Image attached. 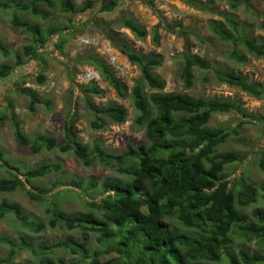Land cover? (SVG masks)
I'll return each mask as SVG.
<instances>
[{
  "label": "trees",
  "instance_id": "16d2710c",
  "mask_svg": "<svg viewBox=\"0 0 264 264\" xmlns=\"http://www.w3.org/2000/svg\"><path fill=\"white\" fill-rule=\"evenodd\" d=\"M103 1L99 8L101 13L113 12L118 5L117 0ZM185 1L195 9H205L201 1ZM243 1L248 4L250 0ZM53 2L57 3L60 12L70 15L93 7V3L87 2L78 10L72 0H31L15 7L19 11L41 15L38 4L51 8ZM147 3L158 19V28L174 32L173 28H167L151 0ZM227 3L233 9L239 7L237 0H227ZM0 6L8 7L6 4ZM222 18V22H210V30L220 43L233 47L229 60L244 62L239 48L257 59L264 58V43L249 37L248 30L234 16L223 15ZM261 18L259 28L264 31V14ZM11 25L29 33L33 43L40 47L58 33L55 27L43 33L39 25L22 22L17 16L13 17ZM175 26L180 27V24ZM98 28L109 44L140 73L129 98L137 113L134 125L144 131L145 143H128L119 154L105 151L99 143L90 149L77 139L72 123L65 125V141L61 145L46 134L30 140L13 114L0 112V126L10 121L13 138L21 150L37 155L58 149L62 155L72 154L86 169L98 164L116 174L100 183L92 178L68 182L58 178L47 181L45 187L36 186L34 180L59 173L61 164L42 163L24 170L10 165L0 153V168L6 173V178L0 180V193L10 194L21 189L31 200L45 202L44 213L48 216L46 222L30 219L18 203L3 199L0 201V221L12 216L23 229L34 235L41 234L46 228L81 234L80 239L67 236L50 245L29 243L24 235L17 240L0 236V243L8 246L0 264H13V258L23 251L37 256L36 264H264V207L253 210L251 221L243 214L258 201L264 204V186L250 183L244 174L234 176L235 172L229 173L228 168L242 159L232 151L220 153L222 146L240 136L244 126L258 120L264 122V118L249 114L241 102L230 98L205 99L166 93V83L156 73L162 57L137 52L115 32L127 30L141 41L147 36L143 27L135 20L123 17L110 24L101 23ZM179 29L177 36L184 39L185 52L181 55L182 65L177 78L184 90L194 87V72L198 71L203 73V84L208 83L212 75L219 84L264 99V84L254 83L241 73L214 68L208 60L192 55L187 49V32ZM59 38L56 43L60 49ZM195 38L199 43L203 42L199 36ZM153 41L157 42L155 34ZM31 51L33 55L36 53L33 45L24 47L22 55L14 53L15 65H21ZM0 55L11 56L1 38ZM75 63L93 67L120 98L125 97V86L101 58L89 55ZM15 65L0 64V80L9 77ZM43 82L44 77L38 76L37 83ZM26 89L22 91L30 98L29 111L33 112L34 106L42 101ZM78 93L94 118L90 123L92 130L102 131L108 125L126 122L127 112L123 107L110 104L99 111L93 108L88 96L102 94L93 83L80 87ZM216 114L233 115L235 119L229 127H211V118ZM258 166L264 172V155L259 158ZM62 186L93 194L92 198L83 201L87 208L85 213L67 215L62 212L57 200L62 194L58 188ZM46 195L51 197L50 201L44 198ZM92 240L95 248L91 247ZM252 242H256L260 254L244 249ZM56 252L68 253L73 261L52 259Z\"/></svg>",
  "mask_w": 264,
  "mask_h": 264
},
{
  "label": "rangeland",
  "instance_id": "374dc122",
  "mask_svg": "<svg viewBox=\"0 0 264 264\" xmlns=\"http://www.w3.org/2000/svg\"><path fill=\"white\" fill-rule=\"evenodd\" d=\"M31 0H0V38L8 46L11 56L4 58L0 55V64L15 65V55L23 54L26 46L33 45L36 53L23 59L21 65H15L9 77L0 80V112L13 114L18 119L24 135L32 140L36 136L46 134L61 145L65 141V125L72 123L73 132L83 144L90 149L95 143H99L105 151L119 154L128 143H145L144 131L134 125L137 113L129 98L133 85L139 81L138 69L128 63L120 53L112 50L105 51L104 46L109 42L99 30V24H110L117 20L128 17L135 20L139 26L147 31L144 40H137L129 31L124 29L115 30L125 38L129 44L139 53L144 55H160L162 64L156 69V73L165 83L166 93H183L190 97L201 98H230L243 104L244 109L251 115L264 118V99H256L248 96L236 88L219 84L212 75L209 82H201L202 72H194L195 84L190 90H184L177 76L182 65L181 55L185 52L184 39L177 36L179 28L188 34L187 49L195 56L204 58L214 68L225 69L235 73H241L254 83L264 84V58L257 59L249 55L243 48L239 53L244 57L243 63L228 59L232 46L220 43L211 33L210 22L223 21L222 16L232 15L240 24L248 30V36L258 43H264V31L259 28L261 17L264 14V2L250 0L246 4L243 0H237L239 7L233 9L227 0H198L205 4L204 10L191 7L185 0H151L155 9L165 20L167 28H158V19L149 8L147 0H117L118 5L113 12H99L103 0H72L79 10L87 2L93 3V7L86 12L73 15L60 12L57 3L46 8L38 4L41 15H34L31 11H19L17 4ZM42 15H45L44 18ZM17 16L20 21L37 24L45 33L50 27L58 29L56 36L48 38L45 46L40 47L33 43L29 33H23L14 29L11 20ZM72 20V23L69 22ZM180 27H176V24ZM154 34L157 42L153 41ZM195 36H199L203 42L199 43ZM61 40V48H57V38ZM87 40L90 44L85 45L81 40ZM94 43V44H93ZM117 51V50H116ZM105 54V55H104ZM89 55H96L105 60H113L107 64L115 77L125 86L126 95L120 98L112 87L103 80L98 72L91 66L83 63H75L77 60ZM94 73V75H89ZM44 77L46 89L42 93L30 90L42 104L35 105L34 111H29L30 98L23 93L25 84L34 86L38 76ZM92 79V80H91ZM93 83L102 91L101 95L88 96L93 108L97 111L104 109L110 104L123 107L127 112V120L121 125H108L102 131H94L90 128L93 121L92 113L87 109L85 101L80 97V87ZM72 84L77 85L75 88ZM27 90V89H26ZM48 102V105H47ZM235 117L233 115H213L210 126L229 127ZM252 125H246L240 130L238 138L230 140L220 148V153L234 152L240 159L228 168L229 173L235 172L234 176L244 174L250 183L264 186V172L259 169L258 161L264 155V122L255 121ZM0 153L1 157L10 165L27 169L42 163H60L62 168L59 173H53L45 179L34 180L36 186L45 187L53 179L70 180L94 179L98 183L106 178L115 176L112 170L102 168L94 164L90 168H84L72 154L62 155L58 149L51 152H40L37 155L28 150H21V146L13 138V127L9 120L0 126ZM1 164V161H0ZM9 170V169H8ZM6 178V173L0 168V180ZM62 194L57 197L60 208L64 214H83L87 208L83 201L92 198L93 194L88 191L62 186L58 188ZM50 201L51 197H44ZM6 199L9 202L18 203L28 218L46 222L48 216L44 213L45 202L31 200L21 189L10 194L0 193V201ZM264 207L259 202L249 206L243 214L251 221V213L256 208ZM24 235L29 243L50 245L63 241L67 236L81 238L79 232H62L45 229L41 234L34 235L23 229L12 216H7L0 221V236L17 240ZM93 240L95 238H92ZM92 240L91 247L95 248ZM237 244V243H236ZM238 246V244L236 245ZM249 253L260 254L256 242L245 245ZM8 252V246L0 243V258H4ZM62 258L66 262L73 258L66 252H56L52 259ZM38 257L23 251L13 258V264H36Z\"/></svg>",
  "mask_w": 264,
  "mask_h": 264
},
{
  "label": "built area",
  "instance_id": "2783aa9c",
  "mask_svg": "<svg viewBox=\"0 0 264 264\" xmlns=\"http://www.w3.org/2000/svg\"><path fill=\"white\" fill-rule=\"evenodd\" d=\"M85 41H87V40H84V39H82L81 40V42L83 43V44H85V45H88V44H90L88 41H87V43H85ZM94 44V43H93ZM104 49H105V51H108V52H111L112 50H114L115 52H117V53H119L118 51H116L109 43L106 45V46H104ZM105 55V54H104ZM104 61L106 62V63H109V62H111V61H114V59L113 60H111V59H109V60H105L104 59ZM110 64V63H109ZM92 80V79H91ZM25 87L27 88V89H31V90H33V91H35V92H39V93H42V92H44L45 91V89H46V87H45V85L44 84H36V85H34V86H30V85H28V84H25Z\"/></svg>",
  "mask_w": 264,
  "mask_h": 264
},
{
  "label": "clouds",
  "instance_id": "9594fccd",
  "mask_svg": "<svg viewBox=\"0 0 264 264\" xmlns=\"http://www.w3.org/2000/svg\"><path fill=\"white\" fill-rule=\"evenodd\" d=\"M85 43H87V41H85ZM89 75H90V76H91V75H94V73H90Z\"/></svg>",
  "mask_w": 264,
  "mask_h": 264
},
{
  "label": "bare ground",
  "instance_id": "6f19581e",
  "mask_svg": "<svg viewBox=\"0 0 264 264\" xmlns=\"http://www.w3.org/2000/svg\"><path fill=\"white\" fill-rule=\"evenodd\" d=\"M31 90V89H30Z\"/></svg>",
  "mask_w": 264,
  "mask_h": 264
}]
</instances>
